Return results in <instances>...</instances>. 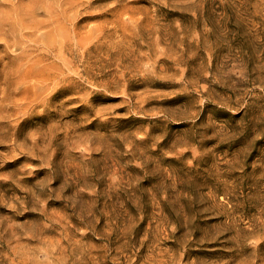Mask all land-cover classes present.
<instances>
[{
  "label": "rangeland",
  "instance_id": "1",
  "mask_svg": "<svg viewBox=\"0 0 264 264\" xmlns=\"http://www.w3.org/2000/svg\"><path fill=\"white\" fill-rule=\"evenodd\" d=\"M0 264H264V0H0Z\"/></svg>",
  "mask_w": 264,
  "mask_h": 264
},
{
  "label": "bare ground",
  "instance_id": "2",
  "mask_svg": "<svg viewBox=\"0 0 264 264\" xmlns=\"http://www.w3.org/2000/svg\"><path fill=\"white\" fill-rule=\"evenodd\" d=\"M1 112V111H0Z\"/></svg>",
  "mask_w": 264,
  "mask_h": 264
}]
</instances>
